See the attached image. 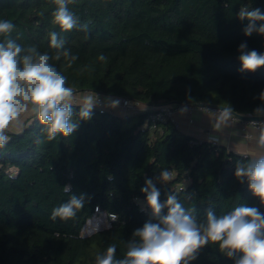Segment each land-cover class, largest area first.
I'll list each match as a JSON object with an SVG mask.
<instances>
[{
	"label": "trees",
	"instance_id": "1",
	"mask_svg": "<svg viewBox=\"0 0 264 264\" xmlns=\"http://www.w3.org/2000/svg\"><path fill=\"white\" fill-rule=\"evenodd\" d=\"M244 6L264 12V0H75L69 9L87 31L78 26L63 32L52 22V0H0V20L15 25L10 37L49 53L76 93L148 107L128 116L92 111L71 136L53 140L34 116L20 134L9 133L0 148V264H96L97 254L112 244L116 257L124 258L133 230L149 218L140 191L148 178L160 189L161 202L174 193L185 208L197 210L200 221L209 208L218 216L241 204L264 212L247 182L234 175L238 162L252 159L200 142L171 122L154 129L148 122L151 108L173 103L231 107L239 115H256L254 109L264 106V67L239 70L242 42L264 53V36L244 35L248 21L237 18ZM53 31L78 57L70 66L64 57L55 59ZM163 170L171 179L157 181ZM71 194L85 195L83 208L74 218L53 220V209ZM95 209L115 213L116 220L84 236ZM191 264L233 261L210 243Z\"/></svg>",
	"mask_w": 264,
	"mask_h": 264
},
{
	"label": "clouds",
	"instance_id": "2",
	"mask_svg": "<svg viewBox=\"0 0 264 264\" xmlns=\"http://www.w3.org/2000/svg\"><path fill=\"white\" fill-rule=\"evenodd\" d=\"M52 2L56 5L52 22L61 31L68 32L78 26L81 31H87V24L80 25L79 17L69 9L75 0ZM237 18L248 21L243 29L246 37L254 32L264 36V12L259 8L244 6ZM14 28L11 21L0 20V37H4L0 42V148L8 143L9 133L22 126L27 115L39 121L49 140L58 135L71 136L80 120L91 119L98 96L93 93L78 99L75 88L68 86L67 77L50 62L53 57L47 52L41 53L35 46L22 47L10 37ZM48 35L50 47L56 50V60L64 57L70 66L78 59L65 49V41L58 38L57 32ZM237 51L241 72H255L264 67V53L248 50L246 42H242ZM98 59L106 58L101 54ZM259 99L264 100V90ZM76 106H79L78 112H74ZM232 111L231 107L223 109L220 120L226 122ZM254 112L264 116V106H258ZM74 116L79 119L74 120ZM257 147L264 151V129L260 130ZM234 175L240 183L247 182L249 191L264 206V155L247 163L238 162ZM171 177V172L163 170L156 180L168 181ZM70 187L65 185L63 191L68 193ZM140 191L146 197L149 218L133 230L124 258L116 257V245L112 244L103 254H97L96 264H191L198 258L199 251L210 243L218 245L233 264H264V212L260 208L241 204L219 216L209 208L206 218L200 221L197 210L185 208L174 193H168L161 202L160 189L152 178L145 180ZM85 201L84 194H71L67 202L53 209L51 218H74ZM112 218L116 219L115 213Z\"/></svg>",
	"mask_w": 264,
	"mask_h": 264
},
{
	"label": "built area",
	"instance_id": "3",
	"mask_svg": "<svg viewBox=\"0 0 264 264\" xmlns=\"http://www.w3.org/2000/svg\"><path fill=\"white\" fill-rule=\"evenodd\" d=\"M87 94H93V93L78 92L77 98L79 99ZM95 94L98 96V104L93 108L92 111H98L99 113L109 112L119 116H128V115L138 114L141 111L148 108L146 105L134 102L126 98H115L110 96H104L101 95L100 93H95ZM114 101L115 103H113ZM150 110L152 113L148 118V122L151 125V129H154L156 125L159 123H166V122H171L178 128V123L175 120V115L182 112L187 113L189 115L198 112L213 117H221V115L223 114L222 110L208 106H199V104H194V105L168 104V105H160L157 107H153ZM229 119L233 122L238 123L240 131L243 133V136L246 139H249L251 137V135L247 133L248 129L252 128L254 130H260L264 128V122H238L233 117H230ZM205 142H209L213 145H217V141L215 139H211ZM94 216H100L101 218L100 230L108 228L111 222H114L116 220L112 218V214H106L105 212L98 211L97 209H95V213L93 217Z\"/></svg>",
	"mask_w": 264,
	"mask_h": 264
},
{
	"label": "crops",
	"instance_id": "4",
	"mask_svg": "<svg viewBox=\"0 0 264 264\" xmlns=\"http://www.w3.org/2000/svg\"><path fill=\"white\" fill-rule=\"evenodd\" d=\"M175 120L178 123L180 132L197 140L209 141L215 139L218 146L239 155L248 156L252 160L264 155V151H260L257 147L261 129H248L247 133L251 137L246 139L240 131L238 123L230 119L225 122L221 121L220 117L198 112L192 115L182 112L175 115ZM217 124H219V127H217Z\"/></svg>",
	"mask_w": 264,
	"mask_h": 264
},
{
	"label": "rangeland",
	"instance_id": "5",
	"mask_svg": "<svg viewBox=\"0 0 264 264\" xmlns=\"http://www.w3.org/2000/svg\"><path fill=\"white\" fill-rule=\"evenodd\" d=\"M32 117V115H27L25 118H23V122H22V126L28 121L30 120V118ZM22 126L21 127H18L16 129H14L12 132H19L21 131L22 129ZM101 218L100 216H94L93 218H91L87 223L86 225L84 226L83 228V231H82V234L84 236H88L92 233H94L96 230H100L101 228Z\"/></svg>",
	"mask_w": 264,
	"mask_h": 264
},
{
	"label": "water",
	"instance_id": "6",
	"mask_svg": "<svg viewBox=\"0 0 264 264\" xmlns=\"http://www.w3.org/2000/svg\"><path fill=\"white\" fill-rule=\"evenodd\" d=\"M174 104V103H173ZM199 106H208L213 107L219 110H223L226 107L222 106H214V105H208V104H199ZM231 117L236 119L238 122H264V116H257V115H239L232 111ZM20 134L21 132H16Z\"/></svg>",
	"mask_w": 264,
	"mask_h": 264
}]
</instances>
